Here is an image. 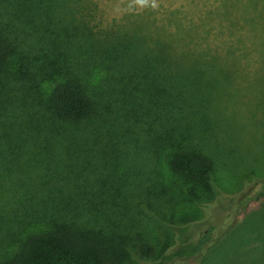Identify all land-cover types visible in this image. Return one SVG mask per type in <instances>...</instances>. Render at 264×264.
Wrapping results in <instances>:
<instances>
[{
	"label": "trees",
	"instance_id": "obj_1",
	"mask_svg": "<svg viewBox=\"0 0 264 264\" xmlns=\"http://www.w3.org/2000/svg\"><path fill=\"white\" fill-rule=\"evenodd\" d=\"M208 5L190 0L160 20L148 14L121 31H94L86 0H0V264H121L129 257L113 235L103 236L101 204L85 203L78 187L49 184V176L71 170L61 158L78 161L87 141L106 140L124 153L145 135V152L155 160L149 198L165 197L161 162L196 207L220 206L223 198L234 205L243 188H217L201 146L216 105L210 75L219 71L214 62L262 57L264 30L254 15L264 1ZM137 91L146 104L139 108L132 103ZM251 203L264 209V188ZM203 248L191 245L178 259L202 264L210 255ZM152 253L147 245L138 250Z\"/></svg>",
	"mask_w": 264,
	"mask_h": 264
},
{
	"label": "rangeland",
	"instance_id": "obj_2",
	"mask_svg": "<svg viewBox=\"0 0 264 264\" xmlns=\"http://www.w3.org/2000/svg\"><path fill=\"white\" fill-rule=\"evenodd\" d=\"M86 1L84 13L93 17L92 23L97 26L92 28L94 31L118 27L121 31L127 20L140 23L146 21L148 14L160 20L167 9H183L190 0H148L144 7L135 0ZM208 4L215 5V0H207ZM254 19L263 31L264 7L255 9ZM154 23L160 26L159 21ZM261 48L262 57L255 63H212L219 68L210 75L216 105L209 140L201 146L213 163L217 188L225 194L243 188L233 206L223 198L220 206L211 201L196 207L180 194L182 179L161 162L157 173L163 180L165 197L158 202L149 198L155 160L145 152V135L138 137L124 153L110 150V142L106 140L87 141L85 153L78 161L61 158L70 165V171L49 176L52 179L49 184L83 189L85 203L104 207L99 220L103 236L113 235L119 251L129 255L121 259V264H182L177 254L191 245L203 246L210 252L202 264H264V209H255L251 203L264 188V41ZM17 58L15 54L14 65ZM143 96L144 91L135 93L132 103L136 108L146 105L141 100ZM137 131L135 127L133 134H138ZM58 158H53L50 164H57ZM30 173L36 175L34 170ZM14 174L22 176L23 169L15 164ZM112 191H117V195ZM100 192L104 193L99 195ZM113 204L118 205L115 208ZM145 245L152 248L150 257L138 254Z\"/></svg>",
	"mask_w": 264,
	"mask_h": 264
},
{
	"label": "clouds",
	"instance_id": "obj_3",
	"mask_svg": "<svg viewBox=\"0 0 264 264\" xmlns=\"http://www.w3.org/2000/svg\"><path fill=\"white\" fill-rule=\"evenodd\" d=\"M135 3L141 7H144L147 5L148 0H135ZM152 7H155V3L152 4Z\"/></svg>",
	"mask_w": 264,
	"mask_h": 264
}]
</instances>
